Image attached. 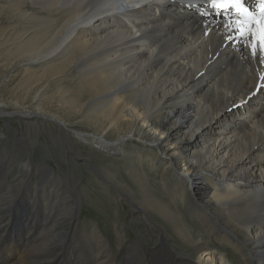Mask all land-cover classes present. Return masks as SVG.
Masks as SVG:
<instances>
[{"label": "bare ground", "instance_id": "1", "mask_svg": "<svg viewBox=\"0 0 264 264\" xmlns=\"http://www.w3.org/2000/svg\"><path fill=\"white\" fill-rule=\"evenodd\" d=\"M200 1L0 0V116L51 123L74 161L75 144L99 155L101 169L81 159L94 175L86 181L115 206L129 200L156 215L177 238L162 237L163 264L177 258L176 246L195 264H230L225 245L235 264H264V63L251 39H227L230 13ZM245 2L258 12L257 1ZM15 136V152L0 153V225L19 238H0V264H112L111 254L99 262L105 243L93 254L88 233L76 243L79 180L67 174L74 196L63 197L47 165L40 180L60 214L53 222L45 214L28 236L37 212L24 201L35 166L27 136ZM18 160L24 174L9 184ZM185 214L200 227L191 231ZM22 219L30 224L22 228ZM130 253L124 264H139Z\"/></svg>", "mask_w": 264, "mask_h": 264}, {"label": "rangeland", "instance_id": "2", "mask_svg": "<svg viewBox=\"0 0 264 264\" xmlns=\"http://www.w3.org/2000/svg\"><path fill=\"white\" fill-rule=\"evenodd\" d=\"M2 82L3 79L0 78V83ZM37 118L43 120L42 117ZM14 133L18 136L20 134H25V136H27L31 149V160L35 166V173L30 176L31 189L27 193V197H25L24 201L25 204L29 203V207H33L37 212L36 222L32 225V230H28V236L40 232V226L42 225V220L45 214H52V222L55 221L58 214H60V211H51L49 207L50 201L47 200L46 193L49 188L48 181L45 180L44 182H41L40 180L42 175L39 171L47 165L53 170V175L58 177V181L60 178L61 182L59 181V183H57L56 188L61 190L63 197L69 195L74 196V192H72V189L68 188L69 184L66 182L67 174H70L73 184L74 181L79 180L78 186L75 187V190L77 194H81V203H79L75 209V216L71 221V226L77 233L75 240L76 243L79 241L80 236L85 232L94 240L95 248L93 254H95L97 249L105 243V249L103 248L102 250V252H104L97 256L101 263H106L105 256L111 254L114 258L112 264H124L123 259L126 258V255L129 254V250L132 249V253L130 254L134 256L139 255V264H163L161 259H165L164 255L166 254V251L161 245L162 237H166V239L169 237L168 244H174V240L178 241L177 238L171 237L172 231L162 224L163 222L156 215H152V218H148V216L142 214L141 209H139L135 203H132L129 200L123 201L121 199L117 203L118 206H115L112 199H109L106 196L107 192L99 190L101 187H97L98 184L96 182L93 181L92 184L91 181H86L90 180L91 176L94 175L90 172L92 169L89 171V167L85 165L81 159L90 160L91 158L92 164H94L97 169H101L105 164L104 160L99 155L89 152L85 147H81V144H75L73 147L74 151L79 154L81 158L77 159V161L72 160L67 151H65L60 139V134L54 125L49 122L44 123L39 121L35 123L34 121H21L18 114L5 117L0 116V153H3L4 150L7 151V149V152H15L14 150H16V147H13V145L18 144V142ZM66 137L67 136H62V139L68 141V138ZM22 163L23 161L18 160L17 163L11 164L9 173L7 174L9 184H12L14 180H17L22 174H24L21 170ZM117 168L118 166L116 165L115 169L121 171L120 176H117L118 179L132 186L124 169L121 166L118 169ZM152 176L153 175H150L151 180H153ZM158 179V176H154L156 182L153 180L151 184V189L155 193L160 192V188H158L160 184L157 181ZM95 186L96 189L94 188ZM154 188L159 189L157 190L158 192H156ZM111 193L115 195L113 192ZM65 200L68 201L69 198H66ZM65 214L66 212L61 213V215ZM25 220L30 224L28 221L29 219ZM25 220H20L23 226L22 228L26 226L24 225ZM183 221L191 231H195L200 227L198 221H194L192 217H189L186 214L184 215ZM160 225L164 228H161ZM1 227H4V225H0V228ZM9 231H12V229H6L5 227L4 229H1L0 238L3 239L4 243L12 244L14 239L19 238V232L15 233ZM206 239L208 240L207 236ZM209 240V244H212V241L214 240L213 236H211ZM214 244L215 246L219 245L217 243ZM176 247L179 250V253L177 258H175L171 264H195L197 259L195 257H190V252L188 253L186 250H181L180 246ZM65 249L66 247L63 249V253L65 252ZM224 250L227 252V255L225 256L227 262L235 264V261L238 259L237 256H232L233 253H231V248L225 245ZM220 251L223 252L222 250ZM230 253L232 255H230ZM84 254L86 255V260L91 262L93 256L91 249L86 250ZM216 254H219V252L216 251ZM77 257H79L78 254H76L75 258Z\"/></svg>", "mask_w": 264, "mask_h": 264}, {"label": "snow or ice", "instance_id": "3", "mask_svg": "<svg viewBox=\"0 0 264 264\" xmlns=\"http://www.w3.org/2000/svg\"><path fill=\"white\" fill-rule=\"evenodd\" d=\"M207 3L210 8L217 11V14L230 13L231 18L226 27L234 35L227 39L235 43L251 39L252 55L256 56L259 49L260 62L264 63V0H257L258 12L252 11L245 0H207Z\"/></svg>", "mask_w": 264, "mask_h": 264}]
</instances>
